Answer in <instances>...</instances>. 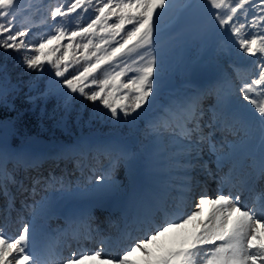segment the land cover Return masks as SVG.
<instances>
[{
  "label": "snow or ice",
  "instance_id": "obj_1",
  "mask_svg": "<svg viewBox=\"0 0 264 264\" xmlns=\"http://www.w3.org/2000/svg\"><path fill=\"white\" fill-rule=\"evenodd\" d=\"M20 3L21 0H0V49L19 53L20 63L27 69L37 70L41 77L45 73L51 77V69L55 70L45 90L29 97L32 103L54 97L57 105L68 113L77 103L87 107L85 101L92 102L97 109L99 101L111 118L133 123L147 111L145 105L155 102L165 73L159 21L172 0H64V3L57 0L45 18V23L48 19L53 21L49 31L28 39L25 37L31 28L21 30L17 25ZM186 7L202 11L210 28L227 35L229 44L236 47L239 55L256 58L250 62L255 78L240 81L237 89L243 101L254 106L250 114L240 110L243 105L236 107L230 102L235 85L217 90V103L207 121L200 106L205 93H196L176 111L168 109L163 122L151 121L150 129L156 134L161 129L171 132V171L178 181L145 200H134L125 211L117 234L100 238L95 250L86 249L84 244L96 240L99 230L89 225L82 231H73L71 240L76 250L67 257L55 252L51 237L38 238L35 221L37 216H46L50 207V201L42 200L38 202L39 210L33 207L31 220L21 218V227L15 235H8L5 224L0 223V264H49L52 255L57 256V264L88 261L94 264H264V191L253 196L251 207L241 201L245 191H253L255 181L264 179V99L258 100L252 95L264 87V0H198ZM78 9L81 11L77 12ZM73 13L76 15L72 16ZM85 13L90 19L83 23ZM96 36L99 42L90 38ZM77 38L86 42L75 43ZM65 39L67 44L62 43ZM76 50H82L80 56L75 55ZM81 61L82 70L75 68ZM45 64L51 69L45 68ZM98 72L103 73V79L96 77ZM129 72L135 75L122 79ZM259 94L264 96V91ZM6 104L0 89V105ZM256 124L260 141L258 155L253 156L252 171L237 181L243 162L236 159L235 153H224L213 143L214 132L244 131L249 135ZM7 128L0 121V194L7 200L0 216L5 221L14 210L8 185L17 183L7 169L10 154L3 142ZM205 128L209 131L205 132ZM205 146L215 155L216 172L203 160ZM121 158L127 159V154ZM228 164L231 166L227 172L220 175ZM197 170L217 182L214 198L209 197L206 186L196 179ZM50 182L59 183L54 179ZM173 190L176 195L170 196ZM206 205L208 213H205ZM23 207H28L26 202ZM189 208L195 210L188 211ZM61 234L68 236L66 230ZM169 234H172L173 246L161 239ZM114 246L118 249L116 255H112Z\"/></svg>",
  "mask_w": 264,
  "mask_h": 264
},
{
  "label": "rangeland",
  "instance_id": "obj_2",
  "mask_svg": "<svg viewBox=\"0 0 264 264\" xmlns=\"http://www.w3.org/2000/svg\"><path fill=\"white\" fill-rule=\"evenodd\" d=\"M60 2L64 3V0H60ZM194 2H198V0H172L171 7L159 21V25L161 29L160 44L165 52L164 82L161 91L155 97V102L144 106V108L147 109V111L142 112L141 115L138 116L133 123H129L127 119L116 120L114 118H111L108 110L104 109L103 105L100 104L99 101L96 102V104L99 105V108L97 109L93 108L92 102L85 101L84 102L85 104L90 103L91 111L89 114H85L82 123L76 126L79 135H84V134L90 135L96 132L97 134L103 136L105 134H112V136H118V137H113V139L111 137L110 139H112V141L116 143V145L118 146V150L120 151V154H127L128 156L126 161L128 165L126 164L124 166L125 169L124 171L126 170L129 171L130 168L133 169L134 173L140 176L141 178L140 183L143 184H145L148 181L146 180V178L149 176L148 173H146V170L149 168L147 167L148 158L151 155H153V151L157 149L155 143L159 142L158 138L152 137L149 134L147 125H150V122L154 117L153 112H156L157 108L159 109L162 108L164 102H166L169 98L175 97L176 95H183L184 97L192 96V94H190L192 90L190 85L192 83L191 73L193 72V70L204 67L209 69L210 81L208 80V82L204 83V86L207 88H204L203 91L201 89V92L200 91L195 92V93H205L206 95L204 94L201 96L203 99H207V97L210 95H217V90L221 89V85H220L221 81L227 79H230L231 82L232 80L234 81V79H232L234 76L233 75L234 71H236L235 74H238L237 70L243 69L242 72L244 73L246 71L247 73L245 75L250 76L249 80L255 78L252 72L253 64L250 62L256 60V58L249 57L247 56V54H244L243 56L239 55L236 47L234 45L229 44V37L227 35L218 34L210 28L207 21V17L202 11H200L199 9H189L186 7L187 4ZM56 4H57V0H21V3L18 5L17 25L21 30L31 28V31L28 33L25 39L33 37L34 35L41 36L49 31V26L53 23V21L48 19L47 23H45V18L49 17L50 10H52L56 6ZM66 7L67 5L65 4V9ZM80 11H81L80 9L77 10V12ZM89 12H91V9L89 10ZM71 15L75 16L76 14L73 13ZM84 16L85 19L82 22L83 23L89 22L90 19L89 14L85 13ZM91 18H94V16H92ZM56 19L60 20L61 18L57 17ZM128 27L130 28L131 26L129 25ZM253 31H256V29H253ZM90 38H92L94 42H99V36L90 37ZM117 39H119V37H117ZM67 42H68L67 39L62 41V43L64 44H67ZM85 42L86 40H80L79 38H77V40L75 41V43H85ZM61 51H63V49H61ZM81 51L82 50H76L75 55L80 56ZM22 52H24V50H22ZM57 55H60V53H57ZM82 64L83 61H81L80 65H75L74 67L82 70ZM45 68L51 69V66L45 64ZM71 71L72 68L69 69V72ZM21 72H23V74L20 75L18 78L19 79L23 78L24 80L23 83L25 87H27V94H33V95H29L26 101L32 103L29 100V97L30 96L36 97L39 95L40 92L45 90L51 77H54L55 70L51 69V77L49 76L48 73H45L41 77L38 75L37 70L34 69L26 68L25 70L22 69ZM66 75H68V73H66ZM133 75H135V73L129 72L127 76L122 79L126 80L128 77H131ZM96 77L98 79H103V73L102 72L96 73ZM56 79L62 80L63 78H56ZM5 81H7V78L5 76L0 75V89H2L5 96H7L8 92L10 90H14L16 86L10 85V87H8L1 84L2 82ZM1 86L4 88H1ZM238 87L239 85L238 86L235 85V87L232 88L231 90L232 94L229 97H231L233 100L231 98H229V100L236 107H240L241 105H243V107H241L240 110L246 114H250V109H253L254 106L249 105L247 101H243L242 95L237 90ZM188 88L190 92L187 90ZM225 88L227 90L228 86H225ZM86 91H90V89H86ZM261 91H264V87L258 88L256 92L252 93V95L258 100L264 99V96H261L259 94ZM151 99L152 98L150 97V100ZM60 109L63 110L62 107H60ZM132 115L136 116V113H133ZM257 115L259 114L257 113ZM78 116L81 117L80 112L78 113ZM10 129L12 130L11 132H9ZM258 129L259 126L258 124H256L253 128L254 131L252 130L250 132V135L247 136L245 134L244 143L247 144H244L241 148H238L239 152L237 153V155L238 154L244 155V152L246 151L250 152L251 150L250 148H248V146L251 147V149L256 147L257 145L256 141L258 140L256 139V137L259 136ZM17 133L18 132L14 131L9 126L3 133L4 145L5 147L6 146L9 147L8 153L15 159H19L20 157H22L23 160V158H26V156H32L33 154L32 152L34 151H35L34 153H36V151H39V154L41 150L46 152L55 151L54 153H60V151L64 148L65 149L74 148L76 150H79L81 146L80 143H69L68 145L60 144L58 146L55 145V146L47 147V145L41 142L40 140L33 141L34 144L32 145L26 141L30 142L33 139H39L38 138L39 136H31L30 137L31 139H27V137L25 136H21V135L16 136ZM241 133H244V131H241ZM162 134L167 135L166 132ZM14 136H16V138L13 139ZM239 137H240V132H237V136L235 139ZM216 138L217 137H214V142H216L215 141ZM5 139L10 141L13 139V141L18 145H22L24 143H28V144H26L25 147L21 146L20 148L17 149V147H12L11 144L6 142ZM122 141L124 142L126 141L127 143L132 142L134 146L129 147L123 144ZM85 142L84 145L91 144L92 146H94V144H96V141L91 139H88ZM100 143L107 144L106 141H102ZM32 147L34 148L33 151L30 149ZM231 148H233V146ZM20 149L21 151H19ZM248 154L249 153H247V155ZM110 159L111 157L108 159L107 163L102 165V164H98L99 158H96L94 161L90 162V167L92 169H95V171L98 170L97 172L99 171L101 172V170H106L105 167L111 166L113 159L111 160ZM158 159L160 161H165V159L160 157H158ZM118 162L119 164H121L123 162V158H121V160H118ZM167 164H169V162ZM167 164H165V166H167ZM109 169L110 168H108L107 170ZM121 170L123 171V169H120L117 172V174L122 172ZM97 172H95L94 176L98 174ZM153 173L155 175L152 176L150 175V177L153 178V181L159 180L157 172L153 171ZM100 175L102 176V173L98 174V177H100ZM114 179L112 177V179L110 180H114ZM90 180H91V176L86 175L83 182L86 183ZM69 181L67 183H69ZM118 182H119L118 184L122 185L124 181L121 180ZM102 183L104 184L102 185L101 183H99V179H96L94 184H90L88 182V185H86L85 188L82 190L83 185L75 184V181H73L72 182L73 189H70L69 191L75 193L74 190H78V193H81V195H83L84 198L85 196H87V198H93L95 200L105 198L109 202L115 201L112 200L114 199V197H122L119 195L120 193L119 190L113 189V187L109 183L106 182H102ZM133 185L135 188L141 187V185L137 184L136 182H134ZM8 189H12V188L8 186ZM132 190L135 189L133 188ZM68 200L73 202L74 205L79 201L78 197L76 196L70 197V199ZM53 202L51 201L50 205L53 204ZM81 205H82L81 203H77L74 209L79 211ZM59 206L61 207V205ZM205 207L209 208V206L207 205ZM207 208H205V213H207L206 210ZM57 209L59 208L57 207L54 208V210ZM73 211L74 210H71V212ZM1 218L2 216H0V219ZM38 219L39 217L37 216V220ZM26 220H28V218ZM64 229L66 230V227H64ZM13 231L17 232V230L14 229V230H10L7 234L13 235ZM161 239L164 240V238ZM164 241L168 242V246H173L172 234H169L167 237H165ZM90 264H94V262H90Z\"/></svg>",
  "mask_w": 264,
  "mask_h": 264
},
{
  "label": "bare ground",
  "instance_id": "obj_3",
  "mask_svg": "<svg viewBox=\"0 0 264 264\" xmlns=\"http://www.w3.org/2000/svg\"><path fill=\"white\" fill-rule=\"evenodd\" d=\"M242 71H243V69L237 70L238 73H241ZM235 75L237 76V74H235ZM192 83H193V85H191V89H192L191 90V93L197 88V86H201L202 87V85H200L202 83H200V82L193 81ZM220 85H221V89L226 90L225 86H228L229 87V85H231V81H230V79L223 80V81H221ZM234 85H237L238 86V85H240V82H236V84H234ZM205 88H207V87H205ZM202 91H203V89H202ZM231 94H232V91H231ZM231 94H230V96H231ZM182 97H183V95H177V98H182ZM216 103H217V99H216V102L214 103V105ZM157 112H160V110L157 109ZM154 120H159L161 122V116L158 115V113H157L154 116V118H153V121ZM148 130H149V134L152 137L158 138V141H160L161 143H163L162 147L166 149L165 155H163V156L160 157L157 154V149L159 150L160 148H157L155 151H153V155L150 156L148 162L151 165H153L154 167L158 168V169H163V170L164 169H171L170 157L172 155V152L170 151V149H171V146H172L173 141H172L171 136H169V131H164L163 129H161L160 133L159 134H156V133H153L151 131L150 126L148 127ZM164 132H166L167 135L162 134ZM216 132L219 135V137L221 138L220 143L217 144V147L218 148H221L222 152H224V153H228V154L233 153L235 151V146H234V143H232V142L235 140V138L237 136V132H230V131H224V130H217ZM239 132H240V137L238 139L239 140L240 139H244L245 132L244 133H241V131H239ZM253 134H255V133H253ZM250 139H252V138H250ZM256 139H258L256 141V144L257 145L252 150L251 156L248 157V158H246V159H244V160H242L243 165H244L242 169L251 168V165L252 164L250 163V161L253 160L254 154H256V155L258 154L259 143H260L259 136L256 137ZM228 142H231L233 145L227 146V143ZM103 144L105 145V147H104V145H102V143L95 144L98 147V149H100V148L103 149V147L106 149L105 152L100 157L101 160H99V162H100L99 164L104 165L105 163L108 162V159L110 157L113 160H112L111 166L108 167V168H110L109 170L106 169L103 172H102V170H101V172H97L98 170H96V172L98 174L102 173V176L100 175V177H105V178H109L110 177L111 179L113 177V179L114 178L115 179L114 180H110V179H99V183H101L102 185L104 184L102 182L109 183L113 187V189H117V190L120 191L119 195L122 196L121 198H124V195L126 194V197L129 198L131 204H132V202L134 200H144V196H143V190H144L143 187L144 186H143V183H140L141 178H140V176L138 174H135L134 173L133 169H131L130 166H129V168H130L129 171H127V170L124 171L125 170L124 169V166L127 164L126 163L127 159H123V162L121 164H119L118 160H121L122 154H120V151L118 150V146L116 145V143L113 142L112 140H107V144H105V143H103ZM232 146H233V148H231ZM8 148L9 147L6 146L7 152H8ZM86 148H87L88 151H90V154H91V157H89V162H87V163H90V159H91V161H94L95 158H96V155L95 154H92L93 153L92 152L93 150H92V146L90 144L87 145ZM30 149L32 151L34 150L33 148H30ZM205 154H207L208 157H207V159L203 158V160L208 162V168H209L210 165H212L213 163H215V155L211 154L208 151L207 146H205L204 152H203L202 155L204 156ZM158 157L163 158V159H165L167 161L166 162L160 161L158 159ZM237 157H236V159H237ZM26 158H28V157H26ZM26 158H23V161ZM81 158H82L81 157V154L80 153H77V155L74 158V160L75 161H80ZM59 162H61V160H58L57 162H55V164L59 167L58 172H57V178H55V180L60 182L61 177L64 176V171H63L62 166L59 164ZM168 162H169V164H167ZM165 164H167V166H165ZM71 165H72V163H71ZM156 165H159V166H156ZM119 168L120 169H123V171L121 170L122 172H120L119 174H117V172L120 170ZM87 170H89L88 166L83 167V169L81 168V172H79V174H78L80 176V179H82V176H84L85 174L90 173V171H87ZM223 171L226 172V169H223ZM146 173H148V175H149V177H148L147 180H152L151 177H150V175L152 176V175H155V174L152 171H150L149 169L146 170ZM94 174H93V176H92V178H91V180L89 182L90 184H94V182L98 178V174L95 175V176H94ZM198 174H199V170H197V172L194 173L195 177L198 176ZM75 175H77V174H75ZM241 176H242V174L237 175V179H239ZM121 180L124 181L122 185L118 184L119 183L118 181H121ZM166 180H167V184L166 185L171 186L174 182L178 181V177H176L175 175L172 174L169 177H167ZM134 182H136L137 184L141 185V187L135 188L134 185H133ZM86 185H88V184H84V187L82 188V190L85 188ZM133 188L135 190H132ZM47 189L48 190H46L41 196H38V199H35L34 205L33 206H30L29 209L31 210V215H32V209H33V207H39L38 202H40L42 200H45V199L48 200V201H50V202L51 201L53 202V200H54V202H53L54 205L52 207L53 209H51V211L48 212L47 217L41 218L40 216H38L39 219L38 220L36 219V221H35L36 228H37V233H38V238L39 239H42V240H45L48 237H51V244H52V242L53 243L54 242L57 243V241L59 242V236L61 234L60 228L63 225V223H60V224H57L56 223V224L53 225V218H54V216H56L59 213L60 208L61 207H66V208L73 207L74 206V203L68 200V199H70V197H73V196L78 197V199L81 198L82 201H84V203L86 204V206H87V204L89 202H91V198H87V196H85V198H84V196L81 195V193H78V190H74L75 193L70 192L69 190L70 189H73L72 188V183L69 184L68 188H62L60 186V183H55V184H52V183L50 184L49 183V184H47ZM129 190H131V191H129ZM174 191L175 190L171 191L169 193V195L172 196V194L174 193ZM133 192H135V193H133ZM46 193H47V195H46ZM226 193H227V189H225V194ZM215 195H213L211 198H214ZM248 201H249V197L246 198L242 202H246L248 204ZM25 202L28 204L27 200H23L22 201V206L25 204ZM55 202H56V204H55ZM59 205H61V207ZM56 207L59 208V209L54 210V208H56ZM20 208H22V207H20ZM205 208H207V207H205ZM83 210H84V213H83L84 214V218H86L87 217L88 208L86 209L84 207ZM193 210L194 209L192 208L191 211H193ZM208 211H209V208L207 210V213H208ZM121 219H122V217L119 214L113 216L110 219L109 223L105 226V228L103 229V231L100 234L102 236L112 235L114 232H116V230H113L114 227H115V225L119 224L118 226H120ZM70 223H71V226H73V223L72 222H70ZM101 223H102V221L99 222V225ZM13 225H14V222L12 220H11V223L8 221V223L5 224V230L7 231L9 229V227H12ZM20 227H21V225L19 226V228ZM81 227H82V224H80V228ZM164 240H165V237H164ZM96 241H98V240H96ZM96 241H93L89 245V247H85L86 246V243H85L84 244V247L86 249H88V250H95L96 247H97V242ZM113 250H114V248H113ZM60 254H62V253L60 252ZM116 254H117L116 252H114V251L112 252V255H116ZM67 256H68L67 254L64 255V257H67ZM90 262H92V261H88V262H86V264H90ZM49 264H57V258L54 259V260H50L49 261Z\"/></svg>",
  "mask_w": 264,
  "mask_h": 264
},
{
  "label": "trees",
  "instance_id": "obj_4",
  "mask_svg": "<svg viewBox=\"0 0 264 264\" xmlns=\"http://www.w3.org/2000/svg\"><path fill=\"white\" fill-rule=\"evenodd\" d=\"M26 68V65L20 63L19 53L13 49H0V75L7 78V81L1 84L8 87L16 86L14 90L9 91L7 104L0 105V121L18 132L16 136H25L27 139L31 136H40L49 142H58L78 137L76 126L82 123L85 114L90 113V103L86 104L87 107L77 103L71 112L66 113L60 106L58 107L54 97L47 100L37 99L35 103L27 102V97L33 94H27L23 78H18L23 74L21 70ZM79 112L81 117L78 116ZM11 131L10 129L9 132Z\"/></svg>",
  "mask_w": 264,
  "mask_h": 264
},
{
  "label": "water",
  "instance_id": "obj_5",
  "mask_svg": "<svg viewBox=\"0 0 264 264\" xmlns=\"http://www.w3.org/2000/svg\"><path fill=\"white\" fill-rule=\"evenodd\" d=\"M201 73H202V75L200 73H198V72L197 73L195 72L193 74V77L197 78V79H200V80H204L206 78V70H203Z\"/></svg>",
  "mask_w": 264,
  "mask_h": 264
}]
</instances>
